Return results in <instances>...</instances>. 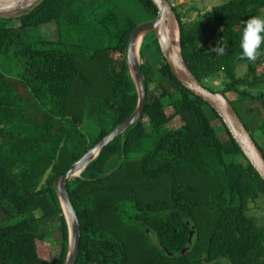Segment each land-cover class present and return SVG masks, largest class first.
<instances>
[{
    "label": "trees",
    "instance_id": "16d2710c",
    "mask_svg": "<svg viewBox=\"0 0 264 264\" xmlns=\"http://www.w3.org/2000/svg\"><path fill=\"white\" fill-rule=\"evenodd\" d=\"M168 1L190 70L210 91L237 95L231 103L249 132L256 124L264 153V45L255 61L240 59L244 25L264 17V0H229L206 19ZM157 14L152 0H44L0 18V59L22 70H0V264L66 263L55 181L136 111L128 45ZM140 55L148 93L155 85L161 96L67 183L81 224L77 264H264V224L250 215L264 180L218 113L177 80L153 32Z\"/></svg>",
    "mask_w": 264,
    "mask_h": 264
},
{
    "label": "water",
    "instance_id": "95a60500",
    "mask_svg": "<svg viewBox=\"0 0 264 264\" xmlns=\"http://www.w3.org/2000/svg\"><path fill=\"white\" fill-rule=\"evenodd\" d=\"M31 0H0V18L20 17L22 14L29 13L44 0L31 8ZM158 8L156 19L139 25L131 34L128 45V64L135 81L138 91V106L134 114L124 123L119 125L102 141L96 144L88 151L76 164H74L63 176L55 181V187L59 200L61 202L66 221L69 227L70 246L65 264H77L78 254L81 243V224L77 212L72 203L68 181L74 179L78 173H83L86 168L118 137L123 136L132 129L137 123L143 120L146 107L149 100V93L146 78L141 68V62L136 56V47L138 40L148 33L153 32L156 35L161 51L165 60L171 68L173 74L181 84L191 91L195 96L201 98L211 106L223 120L228 131L239 145L245 158L253 166L256 172L264 180V153L253 139L251 133L247 130L241 117L235 110L229 98L221 92H212L205 88L196 76L190 70L182 56L180 40V57H177L174 46L169 36V22L175 14L172 4L168 0H152ZM178 24V21L176 19ZM179 27V24H178ZM180 32V29H179ZM79 178V177H78ZM69 214V217L66 213ZM194 233H191L190 243ZM185 251H183V254Z\"/></svg>",
    "mask_w": 264,
    "mask_h": 264
},
{
    "label": "rangeland",
    "instance_id": "374dc122",
    "mask_svg": "<svg viewBox=\"0 0 264 264\" xmlns=\"http://www.w3.org/2000/svg\"><path fill=\"white\" fill-rule=\"evenodd\" d=\"M229 0H173V6L178 5V4H184V3H188L193 5L194 7H197L199 9V13L203 14V17L206 19L207 17H210L212 15L211 10L213 7H217V6H221L224 3H226ZM199 13L195 12L192 17L196 18ZM205 15V16H204ZM50 38V37H49ZM147 66H149V62L145 63ZM0 70L3 74H5L7 77L10 78H14L17 75H20L21 70V66H19L18 62L14 59V58H6L3 57L0 59ZM247 71V66L245 65H240L237 69L236 72V77L239 78H243L245 73ZM260 73L263 71L262 68H259L258 70ZM221 80H224L223 76H219L217 77V79L215 80L214 83H212V88L216 91H219L220 88L216 87L218 84H221ZM215 85V86H214ZM162 94V92L160 91L159 88H157L155 85L149 90V98L151 101H154L156 98L160 97ZM228 98L231 102H235L237 100V95L236 94H230L228 95ZM256 104V103H255ZM235 107L239 110V107L234 103ZM256 106H259V104H257ZM259 120V119H257ZM252 126V127H251ZM249 127L250 132L254 135L257 136L258 135V129L256 124H252ZM86 130V132L88 133V136L90 138V141H94L95 137H97L98 135V131L97 129L92 126L91 124L89 125L88 123H86L84 125V131ZM258 139V137H257ZM251 217H255L257 219H259L261 224H264V197H262L256 206L253 207V211H251ZM58 234H53L51 235V238L47 239V245L50 246H54L55 242H57V240L59 238H57Z\"/></svg>",
    "mask_w": 264,
    "mask_h": 264
},
{
    "label": "clouds",
    "instance_id": "9594fccd",
    "mask_svg": "<svg viewBox=\"0 0 264 264\" xmlns=\"http://www.w3.org/2000/svg\"><path fill=\"white\" fill-rule=\"evenodd\" d=\"M264 45V17L255 16L248 19L240 36V59L255 61L261 54ZM215 52L223 55L225 48H215Z\"/></svg>",
    "mask_w": 264,
    "mask_h": 264
},
{
    "label": "bare ground",
    "instance_id": "6f19581e",
    "mask_svg": "<svg viewBox=\"0 0 264 264\" xmlns=\"http://www.w3.org/2000/svg\"><path fill=\"white\" fill-rule=\"evenodd\" d=\"M38 2H39V0H31L30 1L31 8L33 6H35ZM145 36L146 35H143L138 40V44L136 47V56L140 62H141L140 50H141V46H142V43L144 41ZM169 36H170V40L174 46V50H175L177 57H180V52H181V50H180V32H179V27H178V24L176 22V19L174 17H172L170 22H169ZM81 174L82 173H78L77 175H75L74 179L80 177ZM66 213L69 217L67 210H66Z\"/></svg>",
    "mask_w": 264,
    "mask_h": 264
}]
</instances>
